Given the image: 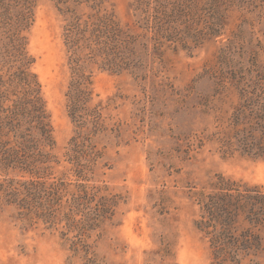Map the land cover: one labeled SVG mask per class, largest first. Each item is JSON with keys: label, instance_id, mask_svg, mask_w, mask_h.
Here are the masks:
<instances>
[{"label": "rangeland", "instance_id": "374dc122", "mask_svg": "<svg viewBox=\"0 0 264 264\" xmlns=\"http://www.w3.org/2000/svg\"><path fill=\"white\" fill-rule=\"evenodd\" d=\"M105 7L140 35L142 59L137 69L121 72L87 68L92 106L100 105L103 123L91 140L100 157L89 183L122 197L116 214L91 232L89 262L64 243L62 226L26 224L15 206L0 205V264H214L210 239L196 225L201 212L192 192L209 188L216 174L264 191V158L224 156L216 142L237 101L234 93L226 98L223 87L238 73L264 77V0H239L221 36L190 49L168 42L156 50L134 0H106ZM63 26L54 4L41 0L29 48L60 162L53 177L75 183L66 156L77 127L68 109L72 70ZM4 178L0 173V183ZM241 264H264V250Z\"/></svg>", "mask_w": 264, "mask_h": 264}, {"label": "trees", "instance_id": "16d2710c", "mask_svg": "<svg viewBox=\"0 0 264 264\" xmlns=\"http://www.w3.org/2000/svg\"><path fill=\"white\" fill-rule=\"evenodd\" d=\"M40 1L0 0V173L5 176L0 183V205L15 206L17 218L26 224L62 226L64 243L91 262L95 255L91 232L115 216L122 197L107 186L89 183L100 157L91 140L103 123L100 105L92 106V73L87 68L137 69L142 63L136 49L140 35L120 25L105 7L106 0H50L64 21L63 39L72 70L67 99L77 132L66 156L78 179L67 182L65 176L53 177L60 162L53 153L51 116L29 48ZM134 2L145 31L152 34L159 50L168 42L190 49L220 37L227 12L239 0ZM235 75L223 93L228 99L236 94L237 101L222 120L216 142L224 156L239 153L264 158V77ZM208 185L192 193L201 212L196 225L210 239L214 264H241L264 250L262 188L220 174Z\"/></svg>", "mask_w": 264, "mask_h": 264}]
</instances>
